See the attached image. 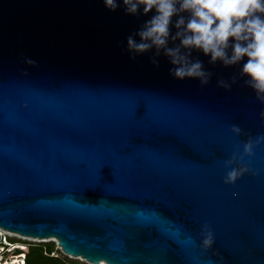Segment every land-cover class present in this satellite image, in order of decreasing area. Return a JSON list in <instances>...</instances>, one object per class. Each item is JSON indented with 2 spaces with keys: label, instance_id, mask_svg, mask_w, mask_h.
<instances>
[{
  "label": "water",
  "instance_id": "1",
  "mask_svg": "<svg viewBox=\"0 0 264 264\" xmlns=\"http://www.w3.org/2000/svg\"><path fill=\"white\" fill-rule=\"evenodd\" d=\"M149 18L0 0V229L88 264H264V144L244 160L257 175L224 183V161L264 134V104L240 66L202 53L206 86L163 55L130 59Z\"/></svg>",
  "mask_w": 264,
  "mask_h": 264
},
{
  "label": "clouds",
  "instance_id": "2",
  "mask_svg": "<svg viewBox=\"0 0 264 264\" xmlns=\"http://www.w3.org/2000/svg\"><path fill=\"white\" fill-rule=\"evenodd\" d=\"M103 4L112 12L123 7L127 15H150L126 38L130 59L152 52L151 63L159 67L158 57L163 55L172 65L169 74L173 78L197 79L206 86L212 73L200 59L193 57L194 52L202 53L209 57L210 64L240 66L245 84L264 104V0H103ZM21 59L28 65L36 63L28 57ZM217 83L225 89L231 87L224 79ZM260 117L264 119V111ZM231 131L236 136L241 135L238 126H232ZM262 144L264 134L249 137L243 142L242 153L233 152L231 158L224 161L225 167L230 169L224 176L225 184H235L245 174H258L250 167V161L244 163V160L252 157ZM213 243L211 230H206L202 246L208 249Z\"/></svg>",
  "mask_w": 264,
  "mask_h": 264
},
{
  "label": "built area",
  "instance_id": "3",
  "mask_svg": "<svg viewBox=\"0 0 264 264\" xmlns=\"http://www.w3.org/2000/svg\"><path fill=\"white\" fill-rule=\"evenodd\" d=\"M11 234L13 233L0 229V264H26L30 247L33 246V244L43 242H36L34 240L38 239L29 240L31 238L21 237L19 235L13 236ZM8 238L16 239L17 241L8 242ZM62 254L64 253L62 252ZM52 256H57V254L53 252Z\"/></svg>",
  "mask_w": 264,
  "mask_h": 264
},
{
  "label": "trees",
  "instance_id": "4",
  "mask_svg": "<svg viewBox=\"0 0 264 264\" xmlns=\"http://www.w3.org/2000/svg\"><path fill=\"white\" fill-rule=\"evenodd\" d=\"M20 243V242H19ZM55 252L57 256H52ZM26 264H85L72 260L55 249L54 243H36L30 247Z\"/></svg>",
  "mask_w": 264,
  "mask_h": 264
},
{
  "label": "rangeland",
  "instance_id": "5",
  "mask_svg": "<svg viewBox=\"0 0 264 264\" xmlns=\"http://www.w3.org/2000/svg\"><path fill=\"white\" fill-rule=\"evenodd\" d=\"M29 240H33V239H29ZM17 241L16 239H12V238H8V242H15ZM36 242H43V243H54L55 245V249L59 250V246H58V242L56 240H47V241H38V240H34ZM20 242V241H19ZM62 253V251H60ZM68 257V256H67ZM68 258L72 259V260H78L79 262H82V263H85V264H88L85 260H83L82 258H73L71 256H69Z\"/></svg>",
  "mask_w": 264,
  "mask_h": 264
},
{
  "label": "bare ground",
  "instance_id": "6",
  "mask_svg": "<svg viewBox=\"0 0 264 264\" xmlns=\"http://www.w3.org/2000/svg\"><path fill=\"white\" fill-rule=\"evenodd\" d=\"M11 235H13V236H17V235H15V234H11ZM74 258V257H73Z\"/></svg>",
  "mask_w": 264,
  "mask_h": 264
}]
</instances>
